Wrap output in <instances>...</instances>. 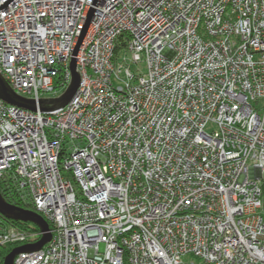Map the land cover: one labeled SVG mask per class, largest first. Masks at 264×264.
Here are the masks:
<instances>
[{"label": "built area", "instance_id": "1", "mask_svg": "<svg viewBox=\"0 0 264 264\" xmlns=\"http://www.w3.org/2000/svg\"><path fill=\"white\" fill-rule=\"evenodd\" d=\"M73 58L65 107L0 99V179L51 224L14 264H264V0L0 11V74L16 94L58 96ZM4 222L0 249L41 237Z\"/></svg>", "mask_w": 264, "mask_h": 264}, {"label": "water", "instance_id": "2", "mask_svg": "<svg viewBox=\"0 0 264 264\" xmlns=\"http://www.w3.org/2000/svg\"><path fill=\"white\" fill-rule=\"evenodd\" d=\"M14 0H6L0 5V11L8 7V5ZM89 16V19L91 17ZM85 30L82 34V37ZM81 37V39H82ZM80 39V40H81ZM70 82L64 91L53 98H42L38 104L33 99L22 97L14 92V90L7 83L5 78L0 74V99L9 105L16 106L18 108L26 109L29 111H37L44 113L53 112L65 107L75 96L79 84L80 73L76 66V60L73 58L69 63ZM0 216L7 221H20L30 222L34 224L41 232L40 239L33 243L13 248L3 260V264H14L15 257L22 252H35L39 251L45 244L51 240V232L48 222L37 212L30 211L19 206L13 205L5 200L1 194V179H0Z\"/></svg>", "mask_w": 264, "mask_h": 264}, {"label": "trees", "instance_id": "3", "mask_svg": "<svg viewBox=\"0 0 264 264\" xmlns=\"http://www.w3.org/2000/svg\"><path fill=\"white\" fill-rule=\"evenodd\" d=\"M121 48V44L119 43L117 48H116V53L117 51ZM75 184V182H74ZM262 191L264 194V177L262 179ZM1 194L3 195V197L5 198V200L13 205L19 206L21 208L30 210V211H34L35 212V206L32 203L31 200L29 199H24L22 197H20V195L15 191V187L10 184L9 180H6L4 177L1 178ZM6 221V220H5ZM8 223H11L15 226H18L22 229H26V230H32V231H39V229L32 223L27 222H20V221H6ZM1 224H5V222H0ZM49 227H51V224H49ZM18 247L17 245H8L5 246L3 248L0 249V264H3V260L4 257L10 253V251L15 248Z\"/></svg>", "mask_w": 264, "mask_h": 264}, {"label": "rangeland", "instance_id": "4", "mask_svg": "<svg viewBox=\"0 0 264 264\" xmlns=\"http://www.w3.org/2000/svg\"><path fill=\"white\" fill-rule=\"evenodd\" d=\"M120 56H122V54H120ZM132 71L139 73V74H144L146 72V66L144 63H139L138 65H136L135 68L132 69ZM63 177L64 179H70L71 182L74 184V181L71 177V173L68 171H63ZM0 222H4V219L0 216ZM182 262L183 263H187V264H200V261L195 258L192 255H185L182 257Z\"/></svg>", "mask_w": 264, "mask_h": 264}, {"label": "flooded vegetation", "instance_id": "5", "mask_svg": "<svg viewBox=\"0 0 264 264\" xmlns=\"http://www.w3.org/2000/svg\"><path fill=\"white\" fill-rule=\"evenodd\" d=\"M5 220V219H4ZM7 221V220H6Z\"/></svg>", "mask_w": 264, "mask_h": 264}, {"label": "bare ground", "instance_id": "6", "mask_svg": "<svg viewBox=\"0 0 264 264\" xmlns=\"http://www.w3.org/2000/svg\"><path fill=\"white\" fill-rule=\"evenodd\" d=\"M3 76V75H2Z\"/></svg>", "mask_w": 264, "mask_h": 264}]
</instances>
